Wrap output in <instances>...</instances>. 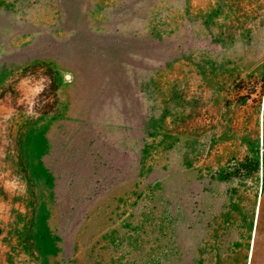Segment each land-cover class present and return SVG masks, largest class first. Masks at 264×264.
Instances as JSON below:
<instances>
[{
	"label": "rangeland",
	"instance_id": "obj_1",
	"mask_svg": "<svg viewBox=\"0 0 264 264\" xmlns=\"http://www.w3.org/2000/svg\"><path fill=\"white\" fill-rule=\"evenodd\" d=\"M251 251L264 0H0V264Z\"/></svg>",
	"mask_w": 264,
	"mask_h": 264
},
{
	"label": "bare ground",
	"instance_id": "obj_2",
	"mask_svg": "<svg viewBox=\"0 0 264 264\" xmlns=\"http://www.w3.org/2000/svg\"><path fill=\"white\" fill-rule=\"evenodd\" d=\"M262 121H263V118H262ZM252 247H253V243H252ZM251 260H252V251L250 252V255H249V259L247 261V264H251Z\"/></svg>",
	"mask_w": 264,
	"mask_h": 264
}]
</instances>
